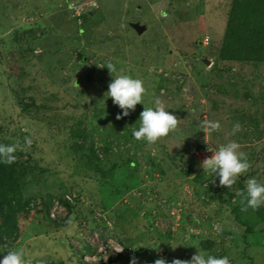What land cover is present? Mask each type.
Returning <instances> with one entry per match:
<instances>
[{"label":"rangeland","instance_id":"374dc122","mask_svg":"<svg viewBox=\"0 0 264 264\" xmlns=\"http://www.w3.org/2000/svg\"><path fill=\"white\" fill-rule=\"evenodd\" d=\"M232 2L0 0V144L21 146L22 194L34 200L18 213L17 239L0 243V260L22 249L25 264H109L124 248L114 264H171L197 250L264 264V221L246 232L225 195L240 178L221 187L199 167L209 150L236 141L251 165L242 180L264 184V63L219 58ZM108 63L113 77L130 74L146 89L143 105L119 120ZM156 99L179 124L149 145L132 131ZM205 120L220 129L205 135ZM200 175L205 184L194 181ZM47 199L72 205L63 226L64 203L51 219Z\"/></svg>","mask_w":264,"mask_h":264},{"label":"clouds","instance_id":"9594fccd","mask_svg":"<svg viewBox=\"0 0 264 264\" xmlns=\"http://www.w3.org/2000/svg\"><path fill=\"white\" fill-rule=\"evenodd\" d=\"M101 67H106L110 75L117 72V68L112 63ZM111 77L112 80L108 84L106 94L107 98L110 97L112 103L121 110V113L116 116V119L119 120L122 117H127L130 111H134L137 104L143 105V96L146 89L142 80L133 78L130 74H118L115 77L111 75ZM154 105V107H143V111L139 114V127L132 131V136L136 141H144L149 145H154L162 138L167 137L169 133L177 129L179 124L178 117L166 110L160 99H156ZM219 129V121H203L205 135H210ZM239 130L240 125H234L232 134ZM24 145L26 147L31 145L29 137H25ZM20 147L18 143L0 144V163L8 165L14 163L17 159L15 153ZM240 149L241 145L239 143L229 141L214 150H209L212 155L203 159L199 165L203 172L210 177L209 182L214 184L218 178L219 186L231 188L237 179L249 172L251 165L248 162L246 153ZM245 184V189L236 193L237 196L241 197V210L247 211L249 208L256 210L264 205V184L259 183L257 178H248ZM123 249L119 248L115 252L121 254ZM0 264H25L23 250H8L7 255L0 260ZM130 264H138L137 258L132 257ZM154 264H168V261L164 258H158L154 261ZM171 264H230V261L227 256L216 257L197 250V253L192 255L190 260L173 259Z\"/></svg>","mask_w":264,"mask_h":264},{"label":"trees","instance_id":"16d2710c","mask_svg":"<svg viewBox=\"0 0 264 264\" xmlns=\"http://www.w3.org/2000/svg\"><path fill=\"white\" fill-rule=\"evenodd\" d=\"M219 58L221 60H250L264 63V0H233ZM83 157L88 159L86 160L89 161L88 163H92L91 159H98L95 153H93V158L91 154ZM27 169L28 166L18 159L10 165L0 163V243L4 245L14 242L18 237V213H27L33 206V198L24 199L21 189L22 177ZM97 172L102 176L106 174L95 171L94 173L98 176ZM242 179L241 177L237 181L238 191L245 189V182ZM194 181L199 184L207 182L205 175L195 176ZM216 181L219 182L218 179ZM236 193L227 191L225 195L236 200L234 215L237 222L245 228L246 232L251 231L253 223L264 221V207L242 211L241 197ZM53 201L54 199L44 201L46 214L50 212ZM61 203H64L67 210V214L59 220V225L63 226L73 207L67 202ZM213 244L212 241H204L201 243V249L209 250ZM87 247L89 246L86 243L83 244L81 251L86 250ZM119 259L120 253H117L114 258L108 259V263L114 264Z\"/></svg>","mask_w":264,"mask_h":264},{"label":"built area","instance_id":"2783aa9c","mask_svg":"<svg viewBox=\"0 0 264 264\" xmlns=\"http://www.w3.org/2000/svg\"><path fill=\"white\" fill-rule=\"evenodd\" d=\"M61 206L62 204H60L58 200H56L54 204L52 203V209L49 212L51 219H57V217L61 215Z\"/></svg>","mask_w":264,"mask_h":264},{"label":"water","instance_id":"95a60500","mask_svg":"<svg viewBox=\"0 0 264 264\" xmlns=\"http://www.w3.org/2000/svg\"><path fill=\"white\" fill-rule=\"evenodd\" d=\"M133 28L137 31L138 34H141L145 30L143 26H140L138 24L133 25Z\"/></svg>","mask_w":264,"mask_h":264}]
</instances>
